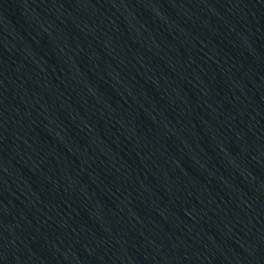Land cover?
<instances>
[{
  "label": "water",
  "instance_id": "1",
  "mask_svg": "<svg viewBox=\"0 0 264 264\" xmlns=\"http://www.w3.org/2000/svg\"><path fill=\"white\" fill-rule=\"evenodd\" d=\"M0 264H264V0H0Z\"/></svg>",
  "mask_w": 264,
  "mask_h": 264
}]
</instances>
